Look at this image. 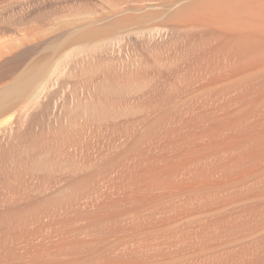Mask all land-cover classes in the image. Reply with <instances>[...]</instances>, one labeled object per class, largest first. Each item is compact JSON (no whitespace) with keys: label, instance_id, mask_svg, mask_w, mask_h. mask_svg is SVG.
Returning a JSON list of instances; mask_svg holds the SVG:
<instances>
[{"label":"bare ground","instance_id":"6f19581e","mask_svg":"<svg viewBox=\"0 0 264 264\" xmlns=\"http://www.w3.org/2000/svg\"><path fill=\"white\" fill-rule=\"evenodd\" d=\"M92 1L118 7L125 0H0V126L25 127L28 111L44 109L45 91L85 92L72 79L36 85L50 55L120 41L148 23L159 36L127 42L157 47L183 34L197 64L196 81H190L199 82L197 101L167 126L153 125L154 115L144 147L129 136L134 140L125 144L122 174H114L113 183L106 179L112 184L105 191L101 182L93 186L101 189L83 213L73 216L68 204L70 214L58 206L60 219L48 224L49 235L37 230L40 218L33 217L32 231L40 232L37 237L43 232V239L29 237L35 234H26L23 220V227L12 224L20 211L24 216L22 208L0 211V221H11L0 223V264H264V0H174L172 10L118 11L101 24L77 17ZM114 30L120 33L113 37ZM70 63H62L66 76ZM63 211L73 217L65 219ZM248 236L252 243L240 255L219 254L221 243Z\"/></svg>","mask_w":264,"mask_h":264},{"label":"rangeland","instance_id":"374dc122","mask_svg":"<svg viewBox=\"0 0 264 264\" xmlns=\"http://www.w3.org/2000/svg\"><path fill=\"white\" fill-rule=\"evenodd\" d=\"M159 2L158 0H125L115 7L111 1H92L81 9L77 17L101 24L110 16L112 18L114 13H119L118 11L125 12L124 14H143L156 9L158 11L172 10L175 7L174 0ZM159 6L163 8L160 9ZM115 32L110 35L114 37L120 33ZM158 34L159 32L152 27L151 23H148L132 29L130 33L126 32L120 41L103 46L92 43L85 48H76L75 53L69 52L68 49L64 51V49L62 52H57L59 54H56L57 56L50 55L53 57L49 56L47 59L49 61H45L47 66L44 64V75L36 85L51 78L72 79L77 82V90L85 89V92H77L76 95L68 97L62 93L49 96L45 91L40 98L44 109L38 113L28 111L25 115V127L0 126V211L4 212L8 207L9 209L18 207L19 211L22 208L24 216L29 214L27 216H30V219L32 217L31 220L27 219V216L22 217L21 211L16 217L21 216L23 219L20 217L18 222L17 219L15 221L16 217L12 218V221L14 220L12 224L18 223L19 225L16 223L15 225L19 228L26 226L23 229H26L27 235L34 233L32 230H35L36 226L37 230L43 228L40 230H44L43 232L49 235V227H46L48 224L55 223L60 216L58 210L62 208L65 210L66 207L68 209L70 207L69 211L73 213V216L79 214L76 213L77 211L83 213L86 209L85 205L87 206L93 196L95 197L96 190L101 189L99 188L101 186L98 188L93 186H98L101 182L102 189L107 190L114 182L112 179L116 178L115 175L122 174L123 169L120 167L128 151L127 143L135 139L132 143L142 146L143 137L149 130L147 128L150 127L149 122L156 117L154 115L158 113L160 120L155 119L153 125H157L160 121L162 125L167 126L169 122L171 123L170 118L174 114L185 113L192 103H196L199 82L195 86V83L190 81L194 79L197 64L185 51L186 48L181 39L183 34L181 38L179 37L182 41L179 38L168 39L164 45L157 47L141 45L134 40L127 42L129 37L136 39L145 35L159 36ZM100 38L104 36L94 38L93 42ZM68 52L70 56L67 55ZM66 59L68 61L71 59L70 65L73 66L70 76H66L67 72L63 68L65 66L63 64L67 63ZM58 64L61 67L56 70ZM193 83L194 86H192ZM167 120L170 121L167 122ZM125 132L126 134H123ZM129 136L132 138L134 136V139ZM144 146L145 143L142 147ZM119 147L121 148L118 150ZM108 178L112 180V183L106 180ZM105 182L106 184H103ZM93 190L95 193H92ZM67 204L68 206L64 209ZM28 206V210L32 209L38 213L35 215L36 212L28 211L26 209ZM58 206L63 207L56 210ZM41 208H47L45 212L51 209L50 213L54 215L48 212L44 214ZM68 209L65 211L69 213ZM29 212H34L35 216L33 214L31 216ZM67 212L64 214L66 215ZM63 213L60 212L65 219L73 217L69 216L70 213H67V217ZM39 214L42 218L38 217ZM33 217L36 221L39 218L43 220L37 221L38 224L35 220L30 223ZM47 217L53 221L49 219L50 223L47 222ZM22 220L23 225L20 224ZM1 222L6 226L8 224L6 221ZM38 233L40 232H37V235ZM41 234L38 237L36 235V238H33L35 235L29 237L32 236V239L37 242L46 236L42 234L43 237H40ZM249 240L248 236L226 244L221 243L217 250L222 256L225 252L227 254L232 252L230 255H240L252 243V238L250 243Z\"/></svg>","mask_w":264,"mask_h":264}]
</instances>
